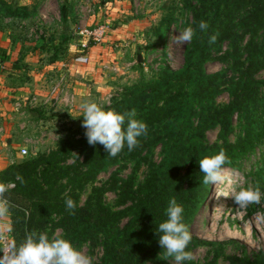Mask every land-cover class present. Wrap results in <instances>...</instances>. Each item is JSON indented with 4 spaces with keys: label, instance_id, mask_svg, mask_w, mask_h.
<instances>
[{
    "label": "trees",
    "instance_id": "16d2710c",
    "mask_svg": "<svg viewBox=\"0 0 264 264\" xmlns=\"http://www.w3.org/2000/svg\"><path fill=\"white\" fill-rule=\"evenodd\" d=\"M181 3L190 14L186 28L192 27L195 33L185 49L182 68L163 69L149 80L140 77L102 107L120 114L136 110L135 118L147 125V135L138 138V147L129 151L125 145L116 157L108 156L102 145L88 144L82 117L81 125L54 150L35 153L0 171V184L13 185L4 195L10 203V236L16 248L30 233L46 234L49 240L66 239L76 249L85 243L91 248L100 245L102 256L93 264H168L167 259L174 256L159 245V225L168 219L166 210L174 197L183 209L181 222L189 227L209 191L199 161L223 149L229 161L224 169L236 168L264 145V80L257 78L264 70V0ZM1 10L11 17L36 14V7L12 9L0 2ZM71 15V7L67 13L61 7L62 22ZM173 21L162 20L157 35L163 37ZM201 21L208 24L207 30L199 28ZM72 35L76 36L74 31ZM213 35L217 39L210 44ZM77 40H87V49L97 44L93 39ZM216 61L229 62L230 67L207 75L204 65ZM221 92L229 98L222 106L215 104ZM235 116L241 132L230 141ZM215 128L220 143L207 145L205 132ZM158 149L161 159L156 163ZM75 153L77 158L69 163ZM121 163L120 168L132 165L130 174L125 178L112 174L107 187L92 188L81 203L85 187L108 167ZM143 166L147 173L138 184L137 173ZM108 191L117 196L116 210L103 201ZM69 198L76 204L74 214L66 208ZM58 230L61 233L55 234ZM191 237L186 251L205 244ZM227 260L229 264H264V254Z\"/></svg>",
    "mask_w": 264,
    "mask_h": 264
},
{
    "label": "rangeland",
    "instance_id": "374dc122",
    "mask_svg": "<svg viewBox=\"0 0 264 264\" xmlns=\"http://www.w3.org/2000/svg\"><path fill=\"white\" fill-rule=\"evenodd\" d=\"M51 1L52 3L48 5H36V12L46 15L49 22H45L46 18L40 16L29 26L24 25L22 30L24 36L21 38L25 44L26 55L29 56L31 63V65L25 67L23 73L32 75L33 72H40L41 80H45V86L48 90L44 96L34 95L36 102L31 105V107H34V109H31L32 112L25 115H11L10 119L5 120L6 124L11 123L13 125V130L10 138L2 140L1 135L3 133L0 135V150H3L0 154L2 157L3 155L5 157L7 154H12V156L10 155L12 163H20L31 159L35 153H49L54 150L66 137L71 135V132L81 125L83 112L80 105L82 103L95 102L101 107L109 105L113 96L121 93L123 87L135 84L140 77L149 80L156 77L163 69L180 70L184 63L185 49L189 44H177L174 40V37L181 33L190 21V14L182 8L181 0H153L152 5L147 1L132 0L131 4H126L127 6L117 5L119 12L125 9L136 12L132 17L146 15L145 24L147 26H143L142 34H135L134 38L137 40L132 43L134 49L131 54L125 53L127 47L118 49L119 52H122V59H118L116 70L102 67L110 77L109 93L101 96L94 94V92L91 97L82 98L81 100H72L70 96L63 101V85V90L57 95V101H54V99L49 100L46 98L49 97L52 85L57 83L61 77H64V74H60L61 70L64 69L63 66L58 68L57 65L59 63L66 64L73 60L77 63L87 62L80 60V57H85L81 55L80 40H77L80 37L73 36L72 32L85 27L89 17L96 14L100 9L107 7L103 0H93L88 3L85 0ZM113 5H111V8H113ZM61 7H65L66 13L70 12V7L72 11L71 17L63 22L60 17ZM167 19H173L174 21L169 25L163 37L158 36L155 30L160 26L162 20ZM126 20L123 17L111 21L104 19L102 23L108 24L107 30L101 40H94L95 43H103L105 37L108 36V32L120 27V24L125 23ZM98 23L96 25L100 24ZM96 25L90 27L94 28ZM150 31L151 33L148 34ZM223 49H227L226 45ZM129 62L131 63L126 66V63ZM229 67V62L216 61L206 63L204 70L207 75H212L228 70ZM228 75L231 76V73H228ZM257 78L264 80V70L258 74ZM261 95L264 97V87L261 89ZM228 101L229 98L226 92H221L215 98V104L220 106L227 104ZM2 122L0 121V128ZM232 131L229 136L230 141H234L241 132L237 116L233 118ZM218 132V128L205 132L207 145L220 143ZM4 142L8 145H2ZM25 143L28 144L29 154L21 156L20 149ZM74 155L69 163L77 158V154ZM160 159V149H158L154 161L158 163ZM10 164L9 159H6V161L1 160L0 171ZM121 165L123 164L108 167L92 183L88 184L81 196V203L84 202L92 188L107 187L112 174L118 172V175L122 178L127 177L131 172L132 165L128 163L120 168ZM225 170L228 180L216 186L208 184L207 196L197 214L189 223V232L205 243L198 245L191 251L193 258L189 261L193 264H229L227 258L231 256H248L253 259L264 254V220L257 219L258 214L264 216V145L258 147L236 168ZM146 173V167H141L137 173L138 184L143 182ZM7 186L8 189L12 188L10 184ZM249 187L253 189L258 187L262 193V198L260 204L249 205L246 210L239 209L231 196H220L222 194L230 195L233 190L239 191L242 188L247 189ZM218 196L219 198H217ZM116 200L117 196L114 192L108 191L104 194L103 201L105 205L114 210L117 209ZM0 223L10 225V216L8 215L4 220H0ZM5 233L11 235V231ZM60 233L61 231L58 230L55 234ZM77 250L92 257L93 263L98 262L102 256L100 245L91 248L89 244L85 243ZM167 263L176 264V261L173 258L167 259Z\"/></svg>",
    "mask_w": 264,
    "mask_h": 264
},
{
    "label": "clouds",
    "instance_id": "9594fccd",
    "mask_svg": "<svg viewBox=\"0 0 264 264\" xmlns=\"http://www.w3.org/2000/svg\"><path fill=\"white\" fill-rule=\"evenodd\" d=\"M199 28L207 30L208 24L201 21ZM192 27L185 28L174 37L177 44L190 43L194 37ZM217 37L213 35L209 43H215ZM83 112L82 127L86 130L85 136L90 146L102 145L108 156L116 157L122 152L125 145L129 151L139 146V139L147 135V125L137 120L136 110L120 114L114 110H104L95 102H86L80 105ZM126 125V126H125ZM228 157L222 149L218 154L206 156L199 161L200 172L204 173L203 183L218 185L228 180L224 165L228 163ZM16 179L24 183L20 175ZM231 183V181H229ZM8 186L0 184V220H4L9 215L10 203L5 198ZM234 203L241 210H246L249 205L260 204L262 193L259 188L233 190L230 195ZM219 198V196L217 197ZM66 208L70 214H74L76 207L72 199L66 200ZM183 209L173 197L169 201L166 210L168 219L159 225L157 234L159 235V245L166 250L168 256H174L176 264H182L185 260H191L193 255L185 249L191 242V234L187 226L182 223ZM258 220H264V216L258 214ZM11 231V226L0 223V239L4 238L5 232ZM0 264H93L92 257L85 255L73 247L72 243L66 239L49 240L46 234L30 233L25 241L16 248L11 246L8 251L0 257Z\"/></svg>",
    "mask_w": 264,
    "mask_h": 264
},
{
    "label": "crops",
    "instance_id": "0c3cea01",
    "mask_svg": "<svg viewBox=\"0 0 264 264\" xmlns=\"http://www.w3.org/2000/svg\"><path fill=\"white\" fill-rule=\"evenodd\" d=\"M131 1L103 0L107 7L100 9L96 14L89 17L88 23H86V26L89 28H92L98 22L102 23L104 19H108L109 21L120 17H123L125 20L130 19L126 20L125 23H119L120 27L112 31L110 30L103 43H97L88 48L84 54H81L88 59L86 63H77L73 60L66 64L59 63L57 65L58 68H62V66L64 68L60 72V74H64L63 101L70 96L72 100H81L82 98L91 97V94L94 92V94L101 96L109 93L110 77L102 67L114 68L116 70V67H118L117 63L119 62L118 59H122V52H119L120 50L118 49L127 47L128 49L125 50V53L131 54L134 49V44L132 43L137 40L134 38L135 34H142L143 26H147L145 24L146 15L132 17L136 12H132L129 9L119 12L117 5H129ZM142 1L150 2V5L154 3L153 0ZM0 2L12 9L18 7L31 9V6L36 7V5L40 6L41 4L48 5L52 3L51 0H0ZM111 5H113V8H111ZM40 16L46 18L45 22H49L46 15L38 14L37 12L34 16L21 18L8 16L3 14L2 10L0 11V60L4 64L3 69H0V121H3L0 135L3 133L1 135L2 140L10 138L13 130V125L11 123L6 124L5 120L7 118L10 119L11 115L29 114L31 109H34V107H31V101L36 99L34 95L44 96L48 90L45 86V80H41L40 72H36L37 75L35 72L32 75H25L23 73L25 67L31 65L29 56L26 55L25 44L21 38L24 36V32H22L23 26H29ZM95 21L96 23H94ZM150 33L151 31L148 32V34ZM130 63H126V66ZM2 145L7 146L8 144L4 142ZM10 155L12 156V154H7L5 157L4 155L2 157L0 154V161L9 159V162L12 163Z\"/></svg>",
    "mask_w": 264,
    "mask_h": 264
},
{
    "label": "built area",
    "instance_id": "2783aa9c",
    "mask_svg": "<svg viewBox=\"0 0 264 264\" xmlns=\"http://www.w3.org/2000/svg\"><path fill=\"white\" fill-rule=\"evenodd\" d=\"M93 1V0H85L86 3ZM107 25L106 23H100L99 25H96L94 28H89V27H81L78 30L74 31V34L76 36L86 38V39H93L96 41H99L102 39L104 32L107 30ZM79 46L81 47V50H86L87 49V40L86 41H79ZM84 60V62L87 61L85 57H80V60ZM4 64L0 60V69H3ZM63 85H64V77H61L57 83H54L49 91V97L46 99L49 100H56L57 101V95L61 90H63ZM36 102V99H33L32 101ZM36 104V103H35ZM28 144H24L22 148L20 149V155L21 156H27L29 154L28 150ZM13 187V185H10ZM13 246V242L11 239V236L8 233L4 234V238L0 239V257L3 256L4 252L8 251L9 248Z\"/></svg>",
    "mask_w": 264,
    "mask_h": 264
},
{
    "label": "bare ground",
    "instance_id": "6f19581e",
    "mask_svg": "<svg viewBox=\"0 0 264 264\" xmlns=\"http://www.w3.org/2000/svg\"><path fill=\"white\" fill-rule=\"evenodd\" d=\"M240 236V235H239ZM233 237H235V235H233ZM240 238V237H239ZM250 244V243H249Z\"/></svg>",
    "mask_w": 264,
    "mask_h": 264
}]
</instances>
